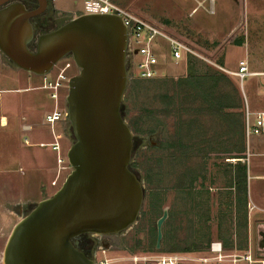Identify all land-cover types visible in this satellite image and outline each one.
I'll use <instances>...</instances> for the list:
<instances>
[{"label":"rangeland","instance_id":"374dc122","mask_svg":"<svg viewBox=\"0 0 264 264\" xmlns=\"http://www.w3.org/2000/svg\"><path fill=\"white\" fill-rule=\"evenodd\" d=\"M85 1L51 0L49 3L53 4L55 11L50 13L56 19V24L34 35L51 31L70 18L85 13ZM111 1L163 27L173 37L186 43L193 53L175 64L169 58L167 44L163 42L164 45L158 52L162 70L158 77L152 79L139 77L126 61L127 87L120 110L133 136L130 167L142 182L143 203L136 222L129 229L117 235L88 237L109 242L111 248L106 252L107 256L120 259L114 264H134L129 258L133 255L157 259L162 255L173 254L167 251L165 244L168 236L181 244L187 240L189 232L193 231L195 242L205 244L206 235L202 240L199 235L207 232L210 238L208 249L182 254L192 259L187 264H200V259L215 256L216 253L211 251L210 246L216 242L221 244L224 250L222 254L237 255L236 264H260L250 263L242 258L249 256L254 262L264 260V245L259 246L260 240H264V211L260 207L254 208L249 204L246 207V242L239 236L230 239V234L236 229L233 190L228 186L234 160L228 157L231 154L227 150L238 139L230 120L236 119L239 113V119L243 123V95L239 79L229 72L237 70L240 60L246 61L249 71L264 72V0ZM29 48H35V41L29 43ZM5 59L10 62L6 57ZM190 59L194 61L193 68L196 72L203 73L207 68H215L225 74L226 79H203L202 92L194 91L180 79L186 76ZM66 62L71 63L67 73L71 76L77 74L78 68L72 58L67 56L57 62L45 78L53 79ZM41 80L40 76L42 85ZM242 85L250 109L264 110V76H246ZM232 87L240 107L228 108L224 112L216 111L211 106L212 102L230 97ZM35 92L44 95V101L51 112L54 102L49 91L40 87ZM66 93V90L63 91L64 98L59 102L60 109L65 111ZM43 119L45 126L40 128V133L43 131V141L48 142L50 138L46 136L51 135V125L44 116ZM52 128L56 138L51 136V141L58 139L64 159L62 166L66 168L61 171L56 185H52L57 172L56 155L50 146L35 147L46 155V164L44 168L40 163L39 166H30L25 172L29 182L25 183L24 195L31 204L28 209L24 208V215L36 203L50 197L71 170L66 152L73 142V136L67 117L55 122ZM263 137H250L251 156L246 168L253 170L256 167L264 173V155L253 150L256 141L264 140ZM180 144L183 146L181 150L177 148ZM246 149L244 139L245 157ZM157 160L161 161L160 165ZM148 175L149 183L146 180ZM262 184L264 185V181ZM153 193L158 195V207L155 209L151 206ZM252 201L264 207V201L257 198ZM164 208H167V218L162 224L159 248L147 250L146 244L149 241L156 242L155 225ZM13 222L7 219L3 221L4 227L0 232V264L6 242L4 240H7ZM138 239L141 240L140 245H136ZM226 239L232 240L233 250L224 248ZM232 260L233 256H227L221 263L233 264ZM207 262L214 263L215 260Z\"/></svg>","mask_w":264,"mask_h":264},{"label":"water","instance_id":"95a60500","mask_svg":"<svg viewBox=\"0 0 264 264\" xmlns=\"http://www.w3.org/2000/svg\"><path fill=\"white\" fill-rule=\"evenodd\" d=\"M37 2V8L26 10L18 1L0 0V51L16 67L39 76L67 56L78 68L65 96L73 136L66 152L71 170L50 197L16 222L1 261L94 264L71 240L124 232L136 222L144 198L142 182L130 167L133 136L120 110L128 31L115 14L83 13L35 36L29 20L46 7V0ZM166 218L164 208L156 221V248Z\"/></svg>","mask_w":264,"mask_h":264},{"label":"crops","instance_id":"0c3cea01","mask_svg":"<svg viewBox=\"0 0 264 264\" xmlns=\"http://www.w3.org/2000/svg\"><path fill=\"white\" fill-rule=\"evenodd\" d=\"M41 78L44 81L45 76ZM40 87L39 75L11 64L0 51V232L4 220H13L14 226L24 216V208L28 209L31 204L24 195L25 183L29 182L25 172L30 166H39L40 163L44 168L46 164V155L35 147H49L54 141L51 136L56 138L52 127L51 135L46 136L50 141H43V131L40 133V128L45 126L43 116L45 118L50 113L44 95L35 92ZM256 142L253 150L264 155V140ZM245 165L248 167L247 162ZM261 181H264L261 169L247 168V205L264 211V207L252 201L255 198L264 201ZM260 241L259 246L264 245V240Z\"/></svg>","mask_w":264,"mask_h":264},{"label":"built area","instance_id":"2783aa9c","mask_svg":"<svg viewBox=\"0 0 264 264\" xmlns=\"http://www.w3.org/2000/svg\"><path fill=\"white\" fill-rule=\"evenodd\" d=\"M85 13H111L119 16L128 31V43L126 49V61L128 66L132 70H136L139 77L144 79H152L158 77L160 70H162L158 52L165 42L168 46V55L170 60L177 64L185 59V57L193 51L182 40L173 37L163 27L158 24L149 21L127 8L121 7L113 3L111 0H86L85 1ZM161 54V53H160ZM164 54V53H162ZM71 63L66 62L57 72L53 79L44 78L42 88L49 91V96L54 102L53 110L45 116L46 122L51 127L57 121H62L66 117L65 109L61 110L59 106L60 100L64 98L63 91H67V84L71 77L67 73ZM231 75L236 76L239 79V88L243 95V137L246 143V157L232 158L234 162L241 161L247 162L251 155L250 153V137H262L264 136V110H251L246 100L243 91L242 81L246 76H264V72H251L248 70L246 61L240 60L237 66V70L230 71ZM52 130V128H51ZM264 138V137H263ZM43 144H41L42 146ZM51 149L56 153L57 172L56 177L51 182L52 185H56L59 175L66 167L62 166L64 159L61 155V148L59 142L54 141L49 144ZM212 252L216 253L213 259L216 263H221L223 258L227 256H233V264H236V254L224 255V251L219 242L213 243L210 246ZM107 250L98 246L92 254V260L94 264H114L115 261L120 260L111 258L106 254ZM134 264L138 262L150 263V264H179L181 261L192 260L182 254H168L162 255L157 259H152L146 255H133L129 257ZM242 258L251 261L249 256H242ZM209 258L200 259L202 262H207ZM264 264V260L255 261L254 263Z\"/></svg>","mask_w":264,"mask_h":264},{"label":"trees","instance_id":"16d2710c","mask_svg":"<svg viewBox=\"0 0 264 264\" xmlns=\"http://www.w3.org/2000/svg\"><path fill=\"white\" fill-rule=\"evenodd\" d=\"M194 61L188 60V69L186 76L184 78H180L184 81L183 84H185L187 87L194 89V91H197L198 93H201V86L202 80L206 79L208 80H216L218 78H224L225 74H221L219 70L215 68H207V70L203 73L196 72L194 70ZM226 79V77H225ZM228 81V80H227ZM235 89L232 87V93H234V97H232V93L230 97H227L226 99L221 98V100H218L216 102H212L211 106L216 111H223L228 108L238 109L240 107V102L237 97V94L235 95ZM197 94V93H196ZM169 100L172 101L171 98ZM231 100V101H230ZM238 115V116H237ZM236 119H231V123H233V127L235 128V136L238 138L236 142L234 143L233 147L227 150L228 153L231 154V156H228L230 158H242L243 152H244V137H243V123H241L239 119V113L237 114ZM180 140V137L177 138ZM178 144V141H177ZM179 150L183 148V146L180 144L178 145ZM159 162V163H158ZM161 161L157 160V164L160 165ZM230 175L231 180L229 183V187L233 189V200H234V213L236 220V229L234 230L233 234L231 233L230 239H233L234 236H239L240 238L244 239L246 242L247 239V168L246 165L241 163L240 161H237L233 166L232 169H230ZM147 182L150 181V175L146 177ZM157 193H153L151 195V198L153 199V203L151 206L155 209L158 207L157 205ZM156 205V206H155ZM156 228V225H155ZM191 231V230H190ZM206 235V242L205 244H202L200 242H195L193 239V231L190 233L187 238V240L183 241L181 244L176 243L170 236L166 237L165 244L167 245V251L169 253H178V254H185V253H194L197 251H202L204 249H208L210 238L208 237L207 232L200 233V239L202 240L204 236ZM220 238H223V236H219ZM199 238V237H197ZM226 239L224 241V248L227 250H233L234 245L232 240ZM141 240L136 241V245H140ZM242 248V247H241ZM147 250H156V242L154 240L149 241L146 244Z\"/></svg>","mask_w":264,"mask_h":264},{"label":"flooded vegetation","instance_id":"af4514ba","mask_svg":"<svg viewBox=\"0 0 264 264\" xmlns=\"http://www.w3.org/2000/svg\"><path fill=\"white\" fill-rule=\"evenodd\" d=\"M20 2L26 10H33L37 8L38 2L37 0H14ZM51 1V0H50ZM49 0H46V7L45 9L38 15L30 18V23L33 28V34L39 32V31H44L50 26H55L56 24V19L54 16L51 15V13L55 11L53 8V4L49 3ZM51 12V13H50ZM54 15V14H53ZM45 33V32H44ZM88 235H93L95 234H82L79 235L71 240L73 245L80 251L84 252L87 255H91V251H95V247L100 245L104 247L107 251L110 250L111 245L109 242H105L104 240H99V239H91L88 237ZM96 236H102V235H96ZM105 236V235H104ZM97 240L99 242H97ZM97 242V243H96ZM94 249V250H93ZM209 259H213V256L210 257ZM179 264H187V261L180 262ZM200 264H208V262H202ZM209 264H218V263H209ZM223 264V263H221Z\"/></svg>","mask_w":264,"mask_h":264}]
</instances>
